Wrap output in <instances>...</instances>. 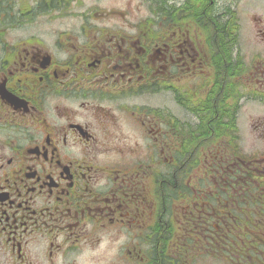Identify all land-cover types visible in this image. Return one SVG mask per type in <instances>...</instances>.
<instances>
[{"label": "flooded vegetation", "instance_id": "af4514ba", "mask_svg": "<svg viewBox=\"0 0 264 264\" xmlns=\"http://www.w3.org/2000/svg\"><path fill=\"white\" fill-rule=\"evenodd\" d=\"M101 1L0 0V264H264V18Z\"/></svg>", "mask_w": 264, "mask_h": 264}, {"label": "trees", "instance_id": "16d2710c", "mask_svg": "<svg viewBox=\"0 0 264 264\" xmlns=\"http://www.w3.org/2000/svg\"><path fill=\"white\" fill-rule=\"evenodd\" d=\"M151 11L153 15H169L172 13L171 10L166 6L165 1H151ZM214 4L217 0H193L188 1L186 7H190L191 12L194 16V23L201 29L203 24L202 13L206 12L210 24V39L209 44L211 47V54L214 61L220 60L223 57V77L224 71H229L237 60L234 58V52L239 45L240 41V19L236 10L231 8L225 9L222 14H216L214 10ZM160 18L154 17L150 19L151 23L157 22ZM227 77H230L228 74ZM232 82L225 83L224 85L230 87ZM227 99L226 103L223 102V109L226 114L223 116V125L229 129L228 135L232 136L235 134L234 130H231V112L232 104Z\"/></svg>", "mask_w": 264, "mask_h": 264}, {"label": "rangeland", "instance_id": "374dc122", "mask_svg": "<svg viewBox=\"0 0 264 264\" xmlns=\"http://www.w3.org/2000/svg\"><path fill=\"white\" fill-rule=\"evenodd\" d=\"M91 1L87 3L90 4ZM151 2L147 1H123V0H111L101 1V7H108L109 9L124 10L126 8L127 14H129V24L134 25L138 23V20L147 18L151 13ZM231 8L236 10L240 19V43L239 47L246 48L253 39L252 32V18L263 17L264 18V0H218L216 3L215 13H221L225 9ZM78 11V9H76Z\"/></svg>", "mask_w": 264, "mask_h": 264}]
</instances>
